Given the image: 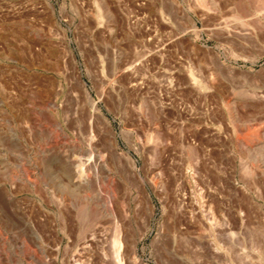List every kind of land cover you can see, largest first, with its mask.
<instances>
[{
  "label": "rangeland",
  "instance_id": "374dc122",
  "mask_svg": "<svg viewBox=\"0 0 264 264\" xmlns=\"http://www.w3.org/2000/svg\"><path fill=\"white\" fill-rule=\"evenodd\" d=\"M262 2L0 0V264H65L74 248L81 250L79 232L90 220L103 231L134 232L147 225L138 250L149 264H156L150 247L157 233L165 264H264L263 213L232 210L238 201L230 187L221 197L206 195L229 208L226 213L189 211L190 191L207 185L206 177L198 175L192 184L179 178L177 190L167 155L179 167L180 152L169 148L161 165L151 164L147 152L150 100L160 111L149 66L155 65L154 72L160 54L169 53L184 84L185 70L177 62L186 47L180 42L195 40L198 50L207 45L225 65L258 75L252 77L255 87L243 77L223 80L222 98L238 105L239 116L223 120L220 142L212 134L217 110L206 113L201 99L178 93L191 107L182 113L192 124L188 134L196 141L208 136L209 147L221 152L231 150L229 163L220 165L228 185L242 184L233 141L247 123L264 134V97L245 94L254 89L264 95ZM244 4L248 11L236 15ZM172 120L163 122L172 127ZM111 142L124 156L112 153ZM258 163L253 179L264 182V155ZM159 168L167 180L165 209L149 186ZM211 184L216 187L218 179ZM140 187L153 205L148 223Z\"/></svg>",
  "mask_w": 264,
  "mask_h": 264
},
{
  "label": "bare ground",
  "instance_id": "6f19581e",
  "mask_svg": "<svg viewBox=\"0 0 264 264\" xmlns=\"http://www.w3.org/2000/svg\"><path fill=\"white\" fill-rule=\"evenodd\" d=\"M246 8L247 7H245V4L239 6L237 8L236 15H243L248 11ZM180 44L186 47L184 60L177 62L182 64V67L185 70L183 75L184 84H181V76L176 70L178 68L176 61H173V58L169 53L160 54L158 57L159 67L154 72L153 68L155 65L153 66L152 64L149 66L148 77L151 87L150 89L151 93H153V85L154 83H157V86L155 87H157L158 90L157 101L159 103L160 111L156 113L155 103L153 100H150L151 107L147 113V135L149 143L147 149L148 159L151 164L161 165L164 158L166 159L165 152L169 148L172 147L180 152L182 163L179 164V167L176 166L174 158H171L169 155H167V157L172 160L171 163L174 166L172 170L176 169V173L173 172L170 174L169 180L175 183L177 190L179 189L180 185L179 178H181V180H185L189 184H192L196 183V177H198V175L206 177L207 185L201 187L195 186V188L190 191L193 203H191V205L187 208L191 212H205L211 215H214V212H216V214L226 213L229 208L224 206L220 201L206 199V195L208 193L209 195L221 197L222 190L230 187V189L236 195L238 201V204H236L232 210L237 212L239 215L257 210L264 215V182H260L258 180L255 181L253 179L255 178V171L259 170L258 168H260L258 161L264 155V134L262 133V130L258 128H252L247 125L248 123H245L246 125L244 124L245 126L242 127V130L240 129V132L238 131L240 135L234 139L232 144L233 150L238 151V156H233V158H238L239 160V169L242 173L243 179H241V185H239L236 180H233V182L228 185V179L225 178L226 172L222 169L220 164L229 163L230 153L228 151L231 150L221 152L218 149L209 147V141H211V138L208 136L198 141L191 137L186 131V127L192 126V124L182 118V113L185 112V110H190L191 107L187 103L183 105L181 103L182 98H178L179 91L183 90L185 91L184 94L193 98L201 99L204 105V111L206 113L217 110L219 124L218 127L212 126V134L218 139V142H220V131L224 128L223 120L225 118H230L233 120L232 122H234L235 120L237 121L239 116L238 112L236 111V106L238 105L233 108L231 106L232 102L230 99L222 98L221 84L223 80L226 78L231 79L243 77L247 78L250 81V85L255 87L257 84L252 77L255 74L257 75V72L254 73L250 72L249 70L235 69L232 66L225 65L220 59L219 54L211 47L203 45L202 49L198 50V45L195 40L185 38L181 40ZM263 69L264 68L261 70ZM259 71L258 73H260ZM249 91V94H245L250 95V98L253 100H262V97H264V95H258L257 90L252 89ZM235 93H238V91ZM214 97L217 99L216 104L210 106L208 102L210 99H214ZM241 105L243 106V104ZM170 107H172V109H170ZM166 108L167 111H165ZM243 109L244 107L242 110ZM93 116L101 120V122L105 125L104 127L107 128V132L110 135H113V130L109 127L105 119H103L102 115L95 113ZM172 118V127L170 124L167 125V123L163 122V120L171 122ZM204 128L205 130L203 131L207 133L209 131L208 127L205 126ZM111 149L114 155H118L120 157L124 156V154H120L116 151L112 142ZM127 157L130 159L129 156ZM162 173L164 174L163 168H159V170L153 172L149 178V186L151 187V190L159 197L163 204V209H165L166 205L164 204V197L168 195V190L165 186V182L167 180L166 178H163ZM215 179H218L219 181V184L216 187L212 186L211 184L212 180ZM139 190V201L145 210L147 215L146 223H148L149 217L152 215L153 211L151 197L148 193L143 191L141 187ZM177 190L175 191L176 195L178 192ZM244 200L248 201L249 204L244 205ZM111 215L114 216L113 214ZM146 226L147 225L141 229L139 228L137 231L135 229L134 232H131L125 228H112L113 230L110 229L103 231V229L100 230V227V229L94 227L91 220L87 221V224L83 225L84 228H81L82 230L79 232V241H83L80 243L81 250L78 248H74L73 250L71 249L73 253L68 252L70 257L65 260V264H149L144 261L145 259L142 258L138 250V242L147 232ZM107 237H109L110 242H106ZM157 241L158 233L152 240L150 251L152 257L155 259L156 264H162L163 260L160 256L158 247L159 243H157ZM24 254L28 253L25 251ZM163 262L165 264V261Z\"/></svg>",
  "mask_w": 264,
  "mask_h": 264
}]
</instances>
